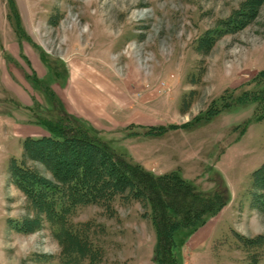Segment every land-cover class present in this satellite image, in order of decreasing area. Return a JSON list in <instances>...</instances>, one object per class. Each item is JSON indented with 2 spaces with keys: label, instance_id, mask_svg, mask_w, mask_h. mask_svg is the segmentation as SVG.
Wrapping results in <instances>:
<instances>
[{
  "label": "rangeland",
  "instance_id": "374dc122",
  "mask_svg": "<svg viewBox=\"0 0 264 264\" xmlns=\"http://www.w3.org/2000/svg\"><path fill=\"white\" fill-rule=\"evenodd\" d=\"M1 25L3 56L19 50L7 58L15 85L38 103L0 90V264H160L151 206L133 188L69 204L62 175L27 155L25 128L37 125L26 120L63 111L157 176L228 188L219 212L174 232L177 264H264L253 184L264 99L233 100L263 84L264 0H0ZM13 159L50 185L54 206L23 187Z\"/></svg>",
  "mask_w": 264,
  "mask_h": 264
},
{
  "label": "trees",
  "instance_id": "16d2710c",
  "mask_svg": "<svg viewBox=\"0 0 264 264\" xmlns=\"http://www.w3.org/2000/svg\"><path fill=\"white\" fill-rule=\"evenodd\" d=\"M11 9H16L14 2ZM14 15L16 18L14 26L18 30L19 13L16 12ZM9 20H11L10 14ZM262 82L258 91L246 92L242 97H233L235 104L252 102L256 104L264 99V80ZM61 114L60 117L57 116L58 112L56 115L36 117L38 123L49 132V136L27 138L24 141L27 155L33 160L44 161L48 167L54 169L56 175L58 173L62 175L59 177L61 182L71 188L69 204L95 203L99 199L109 200L116 193L133 188L135 195L151 206L157 235L155 251L159 263L177 264L174 232L180 228L195 227L207 216L219 212L228 203V188L222 184L217 186L214 192H204L195 184L185 180L179 171L157 176L129 162L109 143L95 136L79 119L64 111ZM256 120L262 121L264 117H257ZM19 167L22 168L19 162L13 159L11 172L17 173L18 181L19 178L25 180L23 176L26 175L22 176V174L27 171L22 170L19 174ZM98 168L101 172L97 171ZM26 178L31 177L28 175ZM41 182L38 179L25 180L22 185L25 188L27 185H33V194L48 195L46 197L49 205L54 206L50 185L45 187ZM253 184L257 191L254 190V197L264 208V166L253 173ZM79 190L82 191V195L78 194ZM75 205H69L70 211ZM63 212L61 209L55 211L57 222L65 219ZM77 231L68 230L66 235L76 236Z\"/></svg>",
  "mask_w": 264,
  "mask_h": 264
},
{
  "label": "crops",
  "instance_id": "0c3cea01",
  "mask_svg": "<svg viewBox=\"0 0 264 264\" xmlns=\"http://www.w3.org/2000/svg\"><path fill=\"white\" fill-rule=\"evenodd\" d=\"M4 21H5L4 23L7 24V22H8L7 17L4 18ZM1 29H2V25L0 27V30ZM12 50H15V48H13ZM12 50L9 51V54L10 55H8V56H10L11 59L18 58L19 57L18 56L19 55V50L17 51L18 53L13 52ZM9 65H10V63L8 62L7 58L3 56V54L1 53V49H0V88H1L0 90L2 91V93L4 95H6V96H8L9 94H11L10 96H13L14 99L18 103L20 102V104H21L22 107H25V108H28L29 107L30 108L33 104L34 105H37L36 104V103H38L37 100H34L33 98H30L26 94L22 93L21 90L19 91V87L17 85H15V81L13 80V77H12L13 75H12L11 71H13V70H10L9 69ZM15 96H17L18 98H15ZM31 99L34 100V101L32 100V104H30V100ZM34 112L35 111H33L32 116H33ZM38 113H39V111H38ZM36 117L37 116H35L34 118H36ZM26 121L29 124L40 126V127H37V126L36 127H34V126H28L30 128H28V129L25 128L26 131H27V134H28V136L26 137V139L27 138H32L35 135L40 136L39 138L49 136V134L43 129L44 127L42 125H40L36 119L35 120L34 119H32V120H26ZM41 127H43V128H41Z\"/></svg>",
  "mask_w": 264,
  "mask_h": 264
}]
</instances>
